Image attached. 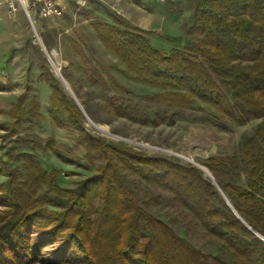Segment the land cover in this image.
Masks as SVG:
<instances>
[{"label":"trees","instance_id":"obj_1","mask_svg":"<svg viewBox=\"0 0 264 264\" xmlns=\"http://www.w3.org/2000/svg\"><path fill=\"white\" fill-rule=\"evenodd\" d=\"M191 7L194 22L186 35L197 43L168 55L140 35L120 33L107 24H95L94 29L107 50L143 76L142 82L164 89L153 101L180 111L203 103L236 125L261 119L230 159L245 168L246 189L216 183L238 215L264 237V0H195ZM50 88L51 107L79 120V110L53 78ZM33 106L28 109L31 118L36 114ZM19 109L17 105L13 133L25 120ZM108 110L154 127L179 118L177 113L149 115L123 105L109 104ZM76 144L83 148L85 161L98 167L75 189L54 185L53 174L31 153L0 158V176L5 178L0 184L5 208L0 214V264H60L70 254L77 264H212L138 205L121 170L168 191L222 242L218 256L212 257L214 264H264V242L236 218L196 167L149 158L85 131L79 132ZM52 145L47 139L38 148L70 164L80 160L69 147ZM223 161L210 158L203 165L213 173L215 163ZM58 236L63 244L48 256L45 247Z\"/></svg>","mask_w":264,"mask_h":264},{"label":"rangeland","instance_id":"obj_2","mask_svg":"<svg viewBox=\"0 0 264 264\" xmlns=\"http://www.w3.org/2000/svg\"><path fill=\"white\" fill-rule=\"evenodd\" d=\"M194 1L173 0L162 4L158 0H85L83 6L71 2L64 12L51 20L31 15L33 27L22 12L3 15L0 19V70L6 73L10 93H0V158L6 160L9 154L31 153L47 173L53 174L54 185L59 189H75L98 167L97 162L88 164L85 161L83 148L76 144L79 132L85 131L107 144L129 148L149 158L194 166L186 161L189 160L203 168L206 159H223L222 163H215L213 173L209 172L215 182L246 189L245 168L230 159L238 153L241 142L254 134L261 119L236 125L203 103L193 105L192 111H180L153 101L151 98L164 89L142 82L143 76L107 50L94 29L95 24H107L120 33L140 35L152 48L168 55L175 49L185 50L197 43L186 35L194 22L191 7ZM41 47L59 66L61 77L88 119L106 128L107 135L96 131L80 111L81 122L72 113L51 107L52 78L66 96L72 98L53 72ZM72 103L78 109L73 100ZM30 104L36 108L34 118L28 114ZM109 104L129 106L149 115L162 111L177 113L179 118L172 124L156 127L140 125L110 114ZM17 105L25 120L13 133ZM47 139L53 141L56 149L60 145L69 147L80 160L70 164L38 148ZM120 174L140 207L214 264L212 257L218 256L220 240L210 235L168 191L126 170H121ZM202 176L208 179L203 173ZM4 181L0 176V184ZM4 210L0 201V214ZM63 239L58 236L54 244L45 247L48 256L61 247ZM65 259L68 261L60 264L78 263L73 254Z\"/></svg>","mask_w":264,"mask_h":264},{"label":"built area","instance_id":"obj_3","mask_svg":"<svg viewBox=\"0 0 264 264\" xmlns=\"http://www.w3.org/2000/svg\"><path fill=\"white\" fill-rule=\"evenodd\" d=\"M159 3L173 0H158ZM71 2L83 6L85 0H0V19L3 15L13 16L18 12L25 14L31 21V15L40 20H51L64 12ZM4 70H0V93H10Z\"/></svg>","mask_w":264,"mask_h":264},{"label":"water","instance_id":"obj_4","mask_svg":"<svg viewBox=\"0 0 264 264\" xmlns=\"http://www.w3.org/2000/svg\"><path fill=\"white\" fill-rule=\"evenodd\" d=\"M30 24L32 25V22L30 21ZM33 27V25H32ZM41 45V44H40ZM42 50L44 51V53L46 54L48 60L50 59V57L47 55V52L45 51V49L43 47H41ZM59 80L61 81L62 85L64 86V88L66 89V91L69 93L70 97L72 98V100L75 102V104L77 105L79 111L82 113V115L85 117V119L89 122L92 123L88 117L85 115L82 107L80 106V104L78 103V101L76 100V98L74 97V95L72 94V92L70 91V89L68 88V85L66 84L65 80L61 77V75L58 76ZM192 163L194 166H196L204 175H205V171L206 169L201 167L200 165L194 163V162H190ZM208 179L211 181L212 185H214V187L218 190V192L220 193V195L222 196V198L224 199L226 205L230 208V210L234 213V215L236 216V218L251 232L253 233L257 238H259L261 241L264 242V237L262 235H260L259 233H257L256 231H254L239 215L238 213L234 210V208L232 207L231 203L229 202V200L226 198V196L224 195V193L221 191V189L219 188V186L217 185V183L215 182L214 178L209 174V176H207Z\"/></svg>","mask_w":264,"mask_h":264},{"label":"bare ground","instance_id":"obj_5","mask_svg":"<svg viewBox=\"0 0 264 264\" xmlns=\"http://www.w3.org/2000/svg\"><path fill=\"white\" fill-rule=\"evenodd\" d=\"M47 55H48V53H47ZM49 57H50V59L48 60L49 62H50V65H51V68H52V70H53V72L55 73V75L58 77L59 75H61V71H60V68H59V66L53 61V58H52V56L51 55H48ZM67 84V83H66ZM68 88H69V86H68ZM70 89V88H69ZM92 126H93V128L96 130V131H98L99 133H101V134H103V135H107V130H106V128H104V127H102V126H99V125H95V124H93V123H90ZM130 143V142H129ZM133 144V143H132ZM183 159V158H182ZM185 160V159H184ZM186 161H188V162H193V161H189V160H186ZM209 171L208 170H206L205 171V176L207 177V176H209ZM211 175V174H210ZM208 178V177H207Z\"/></svg>","mask_w":264,"mask_h":264}]
</instances>
